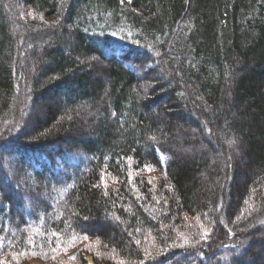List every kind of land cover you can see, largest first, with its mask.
<instances>
[{"label":"trees","instance_id":"16d2710c","mask_svg":"<svg viewBox=\"0 0 264 264\" xmlns=\"http://www.w3.org/2000/svg\"><path fill=\"white\" fill-rule=\"evenodd\" d=\"M82 240L264 264V0H0V260Z\"/></svg>","mask_w":264,"mask_h":264},{"label":"rangeland","instance_id":"374dc122","mask_svg":"<svg viewBox=\"0 0 264 264\" xmlns=\"http://www.w3.org/2000/svg\"><path fill=\"white\" fill-rule=\"evenodd\" d=\"M29 12L30 11H28V13ZM153 57H155V55ZM139 75H141V73ZM87 240H82L76 246L74 245L68 249L63 255L60 256L59 260L63 259L65 261L63 264H75L76 261L79 262L81 257H83L85 259V264H93L91 256L81 255V252H85ZM166 255L167 253H163L161 250H158L154 242H151L150 245L143 248L142 260H144V262L150 263L152 262V257L156 256L157 261L161 262V260L165 258ZM38 256V254L33 253H27V255H17L12 264H17V261L18 264H55L54 260L37 262L33 257ZM110 260L113 261V258H110Z\"/></svg>","mask_w":264,"mask_h":264},{"label":"snow or ice","instance_id":"6c2138e0","mask_svg":"<svg viewBox=\"0 0 264 264\" xmlns=\"http://www.w3.org/2000/svg\"><path fill=\"white\" fill-rule=\"evenodd\" d=\"M123 2H124V0H121V3H123ZM127 2H128L129 4H131V3H132V0H127ZM112 35L115 36L116 34L113 33ZM145 168H146V170L151 171V168L148 167L147 165L145 166ZM101 179L103 180V175H102ZM205 235H206V234H205ZM53 236H56V233H53ZM57 238H58V237H57ZM83 238H84V239H87L88 237H87V235L85 234V235L83 236ZM17 255H27V252H22V253L14 254L13 258L15 259ZM0 264H7V262L4 261V260H0ZM17 264H18V261H17Z\"/></svg>","mask_w":264,"mask_h":264}]
</instances>
